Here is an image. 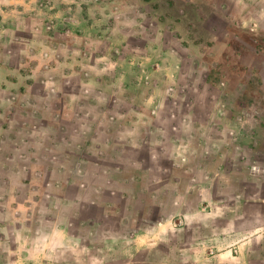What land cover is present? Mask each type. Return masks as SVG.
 <instances>
[{"label":"rangeland","instance_id":"rangeland-1","mask_svg":"<svg viewBox=\"0 0 264 264\" xmlns=\"http://www.w3.org/2000/svg\"><path fill=\"white\" fill-rule=\"evenodd\" d=\"M43 3L30 27L42 36L34 44L49 50L37 67H50L36 70L32 85L24 70L18 79L0 81V264H43L50 250L37 243L60 213V178L75 179L80 171L84 191L99 183L94 157L70 150L72 135L62 145L58 122L76 123L67 121L77 109L67 94L99 98L97 86L111 82L117 94L170 96L172 110L188 116L184 132L199 140L180 156L195 164L189 170L197 181L182 173L180 188L196 190L185 206L196 217L188 222L180 214V229L148 247L149 255L264 264V0ZM79 158L84 166L75 165ZM200 191L209 197L203 203ZM88 200L77 206L79 216L73 204L62 213H73L76 226ZM221 237L219 246L203 244ZM86 254L74 247L58 251L63 264H90L82 262Z\"/></svg>","mask_w":264,"mask_h":264},{"label":"crops","instance_id":"crops-1","mask_svg":"<svg viewBox=\"0 0 264 264\" xmlns=\"http://www.w3.org/2000/svg\"><path fill=\"white\" fill-rule=\"evenodd\" d=\"M43 4V0H0L2 84L6 79H18L24 70L32 85L36 70L50 67L49 63L45 68L44 64L37 67L39 58L40 62L44 60L49 50L42 52L41 47L34 44L42 36L35 33V27H30L38 15L36 11ZM10 57L16 59L11 60ZM101 79L99 82H105ZM111 83L109 88L102 84L97 86L99 98L95 94H67L77 108L74 117L67 121L75 119L76 123L64 125L62 121L58 122L68 133L64 140V131L61 132V143L67 145V136L72 135L74 142L69 149L82 152L88 160L94 157L95 165L101 169L99 183L92 190L84 191L80 171L75 179L69 176L61 181L60 178V213L54 216L51 227L43 229L42 240H38L37 245L43 241V246L50 250L40 263L63 264L58 251L74 247L87 253L82 262L90 264H195L201 258L192 255L173 261L148 253V247L171 239L180 229V214L188 222L196 217L185 208L196 190L182 191L180 188L182 173L190 180L196 179V173L193 175L189 170L194 162L180 157L199 143V140L195 141L196 136L184 132L189 126L188 116L172 110L168 95L151 93L134 98L117 94L116 84ZM79 85L83 86L82 80H79ZM94 89L97 90L96 87ZM105 90L108 93H104ZM95 103L98 104L97 110V106H92V111L84 110L88 104ZM195 121L196 118L192 123L193 129ZM85 158L76 159L75 165L84 166ZM202 177L205 178V174ZM165 183L170 185L165 187ZM68 192L73 194L68 195ZM198 195L202 203L209 199L202 191ZM52 197L50 195L49 198ZM85 198L89 199L86 206L90 212L87 210L81 214L82 222L75 226L73 213L80 215L77 206ZM71 204L76 207L74 212L62 213L67 207L65 205ZM169 206L171 212L168 211ZM222 242L223 237L210 238L203 244L219 246Z\"/></svg>","mask_w":264,"mask_h":264}]
</instances>
